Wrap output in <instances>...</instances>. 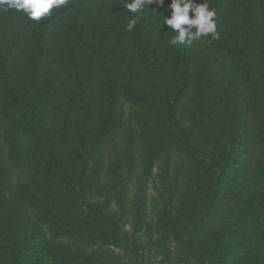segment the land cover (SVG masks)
<instances>
[{"label": "trees", "instance_id": "obj_1", "mask_svg": "<svg viewBox=\"0 0 264 264\" xmlns=\"http://www.w3.org/2000/svg\"><path fill=\"white\" fill-rule=\"evenodd\" d=\"M130 2L0 11V264H144L147 219L188 264H264V0H192L219 37L175 47L172 0Z\"/></svg>", "mask_w": 264, "mask_h": 264}, {"label": "clouds", "instance_id": "obj_2", "mask_svg": "<svg viewBox=\"0 0 264 264\" xmlns=\"http://www.w3.org/2000/svg\"><path fill=\"white\" fill-rule=\"evenodd\" d=\"M68 2L69 0H0V11H22L28 19L40 21L48 16L54 8L64 7ZM150 3L162 5L163 0H131L130 3L125 4V7L132 13L140 14ZM169 7L171 8L170 18H165L164 23L178 33L169 41L172 46L175 47L178 44L191 46L194 41H199L201 37L209 35L212 39H218L219 34L216 31L214 20L215 11L211 10L207 3L197 5L192 0H188V2L172 0ZM190 10L194 12V18L191 19L188 15ZM138 18L139 15L129 21L127 30H132ZM182 25H187V27H182ZM193 29L195 30L193 31Z\"/></svg>", "mask_w": 264, "mask_h": 264}, {"label": "rangeland", "instance_id": "obj_3", "mask_svg": "<svg viewBox=\"0 0 264 264\" xmlns=\"http://www.w3.org/2000/svg\"><path fill=\"white\" fill-rule=\"evenodd\" d=\"M156 170H154V173L150 179L148 189V195L149 197L154 194V189L152 185L158 186V178L155 175ZM242 181V185L244 188H252L258 191L264 192V179H256V178H245L243 175L242 178H240ZM230 185V184H229ZM224 189V188H223ZM225 191H229V189H224ZM231 191V190H230ZM222 206L230 207L234 204L232 198L230 196L226 197L222 201ZM148 215V214H147ZM149 216V215H148ZM248 220V219H246ZM230 223H234L231 221ZM240 222H235L234 228L226 229L227 231H231L232 229H235L234 232L231 234V239L238 240L239 238V231L238 226ZM224 220L222 218L216 220L213 224H208L206 226V233H209L210 231H213V233L216 235V237H219L220 239H223L227 233L221 232V229L224 227ZM245 224L247 225V221L244 222V224L240 225V230H243L245 227ZM248 226V225H247ZM145 229L138 232V241L142 244H145L144 249V255H145V262L144 264H188L184 260V257L181 255V251L174 249V243H173V236L170 235V229H167L164 224H155L151 223L148 219L145 222ZM199 248L201 249V252H205L206 255H209L212 253L213 249L215 248V241H211L206 236L202 235L198 242ZM38 263L37 264H56L53 262L50 258H48L45 255H38ZM120 264H131V260L128 262L127 258L121 259Z\"/></svg>", "mask_w": 264, "mask_h": 264}]
</instances>
